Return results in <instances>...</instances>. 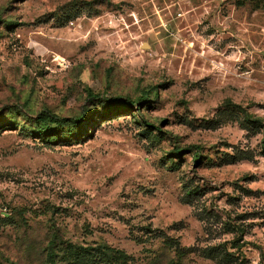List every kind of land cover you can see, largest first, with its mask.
<instances>
[{"label": "rangeland", "instance_id": "1", "mask_svg": "<svg viewBox=\"0 0 264 264\" xmlns=\"http://www.w3.org/2000/svg\"><path fill=\"white\" fill-rule=\"evenodd\" d=\"M49 235L264 264V0H0V264Z\"/></svg>", "mask_w": 264, "mask_h": 264}, {"label": "trees", "instance_id": "2", "mask_svg": "<svg viewBox=\"0 0 264 264\" xmlns=\"http://www.w3.org/2000/svg\"><path fill=\"white\" fill-rule=\"evenodd\" d=\"M245 119L247 121L253 122L254 120H251L247 114L244 115ZM36 120V130L38 131V134L43 137L47 141V143H53V141L57 140L59 136L57 128H54L51 126L50 122H56V124L59 125L60 119L57 116H46V115H39L37 116ZM78 135H81L80 130L74 134V137H78ZM181 151H177V153H180ZM194 156L197 159L198 158V152L195 150ZM57 235H49V239L47 241V244L44 248V255H45V261H47L48 264H57V256L60 251L64 250L63 246L61 245L62 242L57 241ZM71 252H69V255L72 257L69 264H96L97 262L103 261L104 264H109V262H106L107 260L105 258H109V251L117 256H121L122 251L115 250L108 248L105 245H97L95 247L92 246H79V245H71ZM65 251H67L65 249Z\"/></svg>", "mask_w": 264, "mask_h": 264}]
</instances>
